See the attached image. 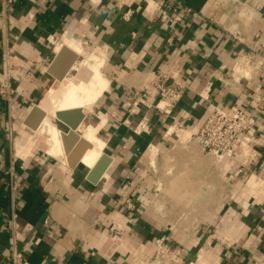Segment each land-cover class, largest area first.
I'll return each instance as SVG.
<instances>
[{
    "label": "crops",
    "instance_id": "1",
    "mask_svg": "<svg viewBox=\"0 0 264 264\" xmlns=\"http://www.w3.org/2000/svg\"><path fill=\"white\" fill-rule=\"evenodd\" d=\"M62 34L106 54L108 85L90 109H77L84 117L71 147L91 146L80 133L96 129L103 148L92 165L82 160L87 150L69 166L60 140L68 128L56 112L62 155L36 133L45 116L35 131L23 124L34 104L78 77L73 68L62 81L47 73L57 47L46 39ZM236 57L253 66L235 67ZM261 61L264 0H0V82L11 76L13 90L10 102L0 97V264H264ZM164 76L184 87L170 113L134 105ZM237 110L253 116L255 157L241 173L169 132H196L213 112ZM165 151L175 164L168 190L189 183L187 197L156 194L154 164ZM102 155L109 161L92 182Z\"/></svg>",
    "mask_w": 264,
    "mask_h": 264
},
{
    "label": "built area",
    "instance_id": "2",
    "mask_svg": "<svg viewBox=\"0 0 264 264\" xmlns=\"http://www.w3.org/2000/svg\"><path fill=\"white\" fill-rule=\"evenodd\" d=\"M162 5L160 3L159 8ZM64 35L66 34H62L60 37H48L46 45L54 47L56 43L62 40ZM241 62L245 63V65L250 64L253 66L250 58L236 57L235 67ZM254 66L264 71V61L258 62ZM8 69L13 71L14 67L8 66ZM166 78L165 76L162 77V81L156 85L155 92L150 95L143 94L134 105L147 103L150 107H161V110L165 113H170L180 101L184 87L173 77L169 84H165L164 80ZM11 81V76H7L6 79L0 82V97L5 99L6 102L11 101L10 98L13 93ZM252 127L253 116L244 111L237 110L223 116H219L213 112L196 132L187 131L182 126H177L176 129L183 133L188 132L187 140L196 142L204 153L211 155L217 162H235L237 164L236 171L241 173L245 166L255 157V151L250 148L248 143ZM246 178L247 182L245 184L249 182L250 176H246ZM229 179H232V175L229 176ZM164 241V238L156 241L157 249L161 248Z\"/></svg>",
    "mask_w": 264,
    "mask_h": 264
},
{
    "label": "bare ground",
    "instance_id": "3",
    "mask_svg": "<svg viewBox=\"0 0 264 264\" xmlns=\"http://www.w3.org/2000/svg\"><path fill=\"white\" fill-rule=\"evenodd\" d=\"M55 46L57 47V48L55 47L56 51H58L59 48L62 46V47L68 48L77 57L78 56L80 57L81 55L83 56L85 55V63L83 62L84 67H83V73L81 76L80 75L78 77L75 76L76 78H74L72 82L69 81V83H65V82L62 83L61 86H59L60 88L58 87L57 91H50L40 106V109L45 112V118L42 124L40 123L41 126L38 128L36 133L37 135H42L43 138L50 143L49 153L50 155L52 154V156L63 153L61 152L60 150L61 148H59L60 146L58 145L60 131L58 132L55 129L53 125V121H52L55 112L63 110V109H85V110L90 109L92 107V104H94V102L98 100V98L101 96L102 92L106 89L108 85V81L104 79L105 76L103 77V75H101V72H100V69L106 63V55H105L104 50H102L101 48H98L99 51L96 50L95 52V50H93V52L87 54L82 49L80 42L71 37H65L63 39V42H61L60 44L56 43ZM74 67L75 65H73L72 68ZM248 67H251V66H248ZM171 131L172 129L169 130V132ZM95 133H96V129H92V128L85 129L84 131H81L80 133L81 137L86 139L91 144V149L87 151L86 155L82 159L85 163L89 165H92V163L100 156L99 150L103 148V146L100 143H98ZM187 137H188V133H185L184 135L179 136V138L183 142L184 141L186 142V140L188 139ZM23 143L24 142L22 141L16 142V148L19 154L23 151L22 150L24 148L23 146H25L23 145ZM21 154L23 155V153ZM21 154L19 157H21ZM155 154H156V149L154 147L149 149L148 158L152 160ZM27 156L25 157L27 158ZM61 157H64L63 159H65V156H61ZM65 161L63 160V162ZM250 184L252 186V189H254L256 186V183L254 181H251Z\"/></svg>",
    "mask_w": 264,
    "mask_h": 264
},
{
    "label": "water",
    "instance_id": "4",
    "mask_svg": "<svg viewBox=\"0 0 264 264\" xmlns=\"http://www.w3.org/2000/svg\"><path fill=\"white\" fill-rule=\"evenodd\" d=\"M77 60V56L66 47H61L47 68V73L52 75L57 81H62L66 74L72 69ZM44 112L38 107L33 106L25 118L23 124L30 130H37L39 124L44 118ZM56 118L63 123L68 130L60 133V140L63 145L64 153L68 157L70 167H73L80 160L85 151L91 149V146L85 141H80L78 147L72 150V144L79 140L76 133L77 127L82 120L80 110L58 111ZM72 118V119H71ZM109 158L102 155L89 174L90 181L94 182L103 172Z\"/></svg>",
    "mask_w": 264,
    "mask_h": 264
},
{
    "label": "rangeland",
    "instance_id": "5",
    "mask_svg": "<svg viewBox=\"0 0 264 264\" xmlns=\"http://www.w3.org/2000/svg\"><path fill=\"white\" fill-rule=\"evenodd\" d=\"M65 37H68V36H64L63 38H62V41L61 42H63V39L65 38ZM58 44V43H57ZM80 45H81V47H82V49L84 50V52L85 53H91V52H93V50H95V52H96V50L97 51H99L98 50V47L97 46H92V47H90V45H87L86 44V42H84L83 41V43H80ZM95 48H97V49H95ZM106 55V54H105ZM81 58H80V60L78 61V63H77V65H75V67L73 68V69H76V71H77V75L79 76H81L82 75V73H83V67H84V64H83V62L85 63V55L83 56V55H81L80 56ZM81 66V67H80ZM84 70H86V69H84ZM100 72H101V75H103V77H104V79L106 80V81H108V78L106 77V75H105V72H106V63H105V65H103V67L100 69ZM75 73V72H74ZM173 135H184L185 133H188V132H182V131H178L177 129H174L173 130ZM178 140V139H177ZM183 142V141H182ZM192 142V144L194 145V146H196L197 145V143L196 142H194V141H191ZM23 145H24V143H23ZM198 146V145H197ZM24 148L22 149L23 151L21 152V153H23V155H25V154H27V152H26V150H24V149H27V147L25 148V146H23ZM199 147V146H198ZM168 150V149H167ZM28 151V150H27ZM19 153V152H18ZM25 153V154H24ZM165 154H163V155H160L158 158H157V160H159V164H158V166H155L156 164H154V177H155V179H158L159 181H160V190L156 193L157 194V196L158 197H161V198H166V199H170V198H172V196L173 195H175L176 197H187V193H189L188 191H187V189H190L189 188V183H183L182 185L179 183V185H175V187H176V194H175V191H174V189L173 190H168V187H169V184H168V177H171L172 176V174H169V171H168V168L169 167H172L173 166V162H168L169 160H168V151H165L164 152ZM180 153H183V152H180ZM22 155V154H21ZM180 155H182V154H180ZM182 162H183V159H182ZM180 163V162H179ZM178 163H176V165H177ZM175 165V164H174ZM188 166H190V165H188ZM158 167V168H157ZM183 178V177H182ZM253 181V180H252ZM245 182H247V180H245L244 181V184H245ZM251 182V181H250ZM250 182L249 183H247V185H248V187L249 188H252V186H251V184H250ZM179 188H181V189H179ZM254 193V192H253ZM177 213H182L183 212V209H182V207H177Z\"/></svg>",
    "mask_w": 264,
    "mask_h": 264
}]
</instances>
